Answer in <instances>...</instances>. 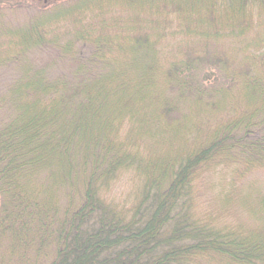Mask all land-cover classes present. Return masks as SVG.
<instances>
[{
	"label": "trees",
	"instance_id": "trees-1",
	"mask_svg": "<svg viewBox=\"0 0 264 264\" xmlns=\"http://www.w3.org/2000/svg\"><path fill=\"white\" fill-rule=\"evenodd\" d=\"M174 1L97 26L78 17L99 0L0 21V264H264V188L252 223L227 220L229 198L193 207L216 168L264 169V0L255 22ZM173 15L192 48L161 61ZM127 170L141 185L121 204Z\"/></svg>",
	"mask_w": 264,
	"mask_h": 264
},
{
	"label": "rangeland",
	"instance_id": "rangeland-1",
	"mask_svg": "<svg viewBox=\"0 0 264 264\" xmlns=\"http://www.w3.org/2000/svg\"><path fill=\"white\" fill-rule=\"evenodd\" d=\"M139 1L140 0H99L95 6H91L92 9L87 8L82 12L78 19L84 18L83 22H86V24L95 25L96 21L91 20V18L97 17L106 21L109 18L113 19L114 17H117L118 20L126 21L130 19V17H136L138 14L139 17L142 16L147 18V15L151 13V9L139 5ZM180 1H174L173 4H180L184 9L191 8L192 10L189 11V13L192 18L202 17V19H206L209 16L212 19L213 16L217 17L221 12L222 14L223 12H234L238 11V8L241 7L242 10H246L247 15H250L251 21L255 22L257 19H260V17H258L259 9L261 7L259 0H196L194 4L191 2L183 3ZM63 2H68V0H0V21H3L4 23L19 24L27 18L33 7L38 8L43 5L50 6L52 3L60 5L63 4ZM85 2V6L93 4V0H85ZM84 5L80 6V8L85 7ZM234 5L237 6L232 10ZM207 7L208 11L206 9ZM80 8L74 10L75 13H70L68 21H61L59 25L65 27H67V25L70 26L73 22L71 15L74 14L73 18H75V14L80 11ZM88 9L91 11H88ZM211 11H213V13H208ZM177 17L178 16L176 15L170 17V20L172 18L173 24L168 31H170L171 34H167L168 36H164L162 40H159L157 55L162 58L161 61L164 59L168 62L166 56L170 57L172 54L173 56H179V54L181 56L182 53L187 51L186 49L192 48L190 44L191 42L182 39L183 34H178L177 29L174 28L179 22V19L182 18L181 16H179V18ZM209 20L210 19H208V21ZM95 26H97V24ZM193 27L194 25L191 23V30ZM58 31L59 33H64L65 29L61 27ZM151 37L150 39H152ZM159 64L165 67V63L160 62ZM11 77L12 72L10 70L0 72V89L3 84H6L11 79ZM119 176V182L117 181L118 183L116 182L112 186L108 196L117 202H121V204L125 202L128 203L134 193V188L141 185V177H136L135 174L129 170ZM239 176L242 175L237 174V169L235 171L233 167L227 168L222 166L216 168V170L212 171L208 177L206 175L194 185L193 193L196 195V202L193 207L201 213L205 209H211V207L219 204L220 201L218 200L222 199L225 201L226 198H229V203L225 202L227 203V206L234 211L230 213L227 220L233 222L241 221L247 224L252 223V217L254 216H252L251 211L254 206L257 208L254 204V196L256 191L263 190L264 188V169L252 170L250 173L247 172L246 174H243L241 178ZM138 178H140V181ZM244 196H246V201L243 204H237L238 199ZM203 213H205V211Z\"/></svg>",
	"mask_w": 264,
	"mask_h": 264
}]
</instances>
